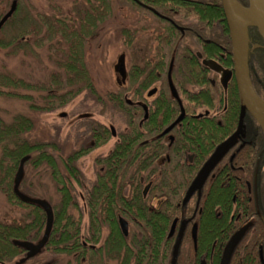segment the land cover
<instances>
[{"label":"trees","instance_id":"obj_1","mask_svg":"<svg viewBox=\"0 0 264 264\" xmlns=\"http://www.w3.org/2000/svg\"><path fill=\"white\" fill-rule=\"evenodd\" d=\"M239 1L248 5V0ZM113 2L142 12L143 22H146L148 29L141 25L137 28L136 24L135 30L124 28L122 34L127 38L128 47L136 48L135 35L146 29L151 39L147 47L153 53L144 59L143 64L140 65L139 61L131 64L127 85L110 92L108 100H103L95 90L83 60L86 43L97 36L100 23L107 16L108 2H101L104 9L93 5V10L97 11L95 15L87 11L86 15H80L76 21L58 19L55 26L51 27L59 29L60 38L53 39L51 35L54 32L41 38L38 43L41 48L48 38L50 61L56 67L49 74L47 82L33 85L21 78L15 79L11 74H0V96L32 100V96L25 93V90L31 92L36 89L46 93L41 97L42 103L32 102L29 105L32 110L55 111L87 89L102 106L101 114L105 108H112L113 114L126 127L124 131L116 130L119 140L111 152L96 160L99 165L97 180L89 182V186L79 193L75 187L83 183V178L78 160L111 139L110 127L91 115L83 116L78 129L83 130L90 144L63 155L55 141L30 140L26 136L34 128L30 116L17 113L8 121L0 117V192L6 195L10 204L28 210L26 217L19 220L0 221V264H42L39 255L44 251L50 252L53 257L68 256L66 264H95V255H99L100 264H197V258L202 254L207 255L211 264H219L226 244L233 238H237V242L229 264H264V133L259 126L256 146L254 143L238 151L233 163L228 164L222 174L216 171L208 183L200 203L201 211L195 217L198 223L196 248L186 224L181 235L178 230L174 256H171L173 239L166 238L172 219L178 217L180 223L184 222L192 212L190 203L183 204V199L193 169H197L213 152L214 139L217 143L234 133L239 114L235 87L231 85L227 93L223 125L217 126L214 121H206L208 145L202 143L194 149L189 147L187 119L176 125L175 141L172 144H165L160 138L143 142L172 124L180 112L167 84L166 70L169 63L174 62L172 80L187 111L188 92L184 84L190 68L195 70L200 67V60L194 53L195 47L200 50L204 47L202 53L205 58L217 54L220 47L231 50V36L222 0ZM142 3L167 16L170 21L145 10ZM248 34L250 80L257 94L264 100V40L255 27H249ZM27 35L28 31L21 30L9 41H1L0 48L24 50L32 40ZM206 39L217 47L210 51L207 47L212 43L203 45ZM137 53H140L139 49ZM230 62L229 57L225 63L229 66ZM145 71L146 77L140 80ZM160 79V96L154 103L158 108L147 112L138 102L145 89ZM78 83H84V88L77 87ZM141 128L147 129L146 134ZM190 151L196 154L194 166L186 160ZM43 165L49 169L60 199L55 205L48 201L53 208L54 223L47 244L39 254L27 259L26 250L16 245V241L38 242L45 229L46 214L41 206L25 203L16 196L15 179L22 169L19 191L39 198L24 189L23 184L27 166L37 169ZM255 171L257 176L254 181ZM140 178L152 182L149 195L159 198L156 210L152 209L148 198H143ZM80 201L84 205H80ZM84 215L87 216V223L83 231ZM120 216L136 224L137 231L129 237L123 236L120 231ZM245 224L248 227L243 229ZM104 230L108 235L101 242ZM93 244L99 246L93 248ZM52 259L46 264H55V259Z\"/></svg>","mask_w":264,"mask_h":264},{"label":"rangeland","instance_id":"obj_2","mask_svg":"<svg viewBox=\"0 0 264 264\" xmlns=\"http://www.w3.org/2000/svg\"><path fill=\"white\" fill-rule=\"evenodd\" d=\"M19 2V10L16 13L15 32L6 27L1 33L0 38L7 42L19 31H28L29 38L32 40L30 45L24 50L1 49L0 48V74H11L15 79H22L26 83L35 85L44 84L48 81L51 71L55 70V65L50 61V47L48 38L45 39L44 47H40L41 38L53 33V39L60 38L59 29H54L58 19L68 18L76 21L80 15L86 12L97 13L92 6H101V2H108L109 7L106 11L104 21L100 23L97 36L90 38L84 47V64L89 71L91 81L95 90L103 100H108L110 92L117 91L125 84L127 70L132 63L139 61L142 63L153 51L149 52L148 45L151 39L148 31L140 30L135 35L136 48L128 47L127 38L122 34V29L135 30L141 25L148 29L146 22H143L142 12L136 11L128 6H121L113 0H26ZM112 2V3H111ZM11 2H8L7 9ZM246 6V5H245ZM100 8L104 9V6ZM137 19L139 21H137ZM136 22H140L139 24ZM153 22V21H152ZM137 24V25H136ZM33 31V34H31ZM35 43V47H34ZM134 43V42H133ZM43 44V41H42ZM138 49L140 53H137ZM142 59V61H141ZM83 87L84 83H78ZM126 86V85H125ZM25 90V89H24ZM22 92H24L22 90ZM32 96V100L19 98H9L0 96V117L10 120L15 114L23 113L30 116L34 121V128L27 133L30 140L55 141L62 149V154L66 155L74 149L87 146L90 141L79 130L83 116H92L108 127L113 126L117 131H123L126 127L120 123L112 108H105L101 114L102 106L98 104L94 96L87 89L82 90L66 105L55 111H37L30 109V104L35 102L40 104L41 97L46 93L36 90L27 91ZM86 113V114H85ZM117 141V137L98 148H94L89 153L78 160L79 168L82 172L83 183L77 185L76 190L82 192L83 188L89 186L95 179L99 170L96 159L106 155ZM26 179L23 188L27 189L39 198L50 201L53 205L57 204L60 196L56 186L50 177V171L46 165L34 169L31 166L25 168ZM90 182V183H89ZM80 205H84L80 201ZM27 209L18 205H12L7 201L6 195L0 192V221L11 222L13 219L19 220L26 217ZM87 223V216L83 217V231ZM247 225L243 229H246ZM103 231V235H106ZM189 246V245H188ZM55 259V264H66L69 257L66 255H53L44 251L39 255L42 264L51 262ZM88 264V263H85Z\"/></svg>","mask_w":264,"mask_h":264},{"label":"flooded vegetation","instance_id":"obj_3","mask_svg":"<svg viewBox=\"0 0 264 264\" xmlns=\"http://www.w3.org/2000/svg\"><path fill=\"white\" fill-rule=\"evenodd\" d=\"M8 2H11V3L9 5V8L7 9ZM13 2H17L16 10L7 19V21L3 24V26L0 28V33L6 27H9V29L12 31V33L15 32V29H16V17L15 16L19 10V2H27V1L26 0H0V21L3 18V16L10 10ZM142 7L145 10H148L149 12L154 13L157 16H160V17L166 19L167 21L168 20L170 21V19L167 16H163L162 14L158 13L154 8H152L148 5H145L143 3H142ZM180 28H182V27H180ZM181 31H184V29ZM1 41L2 40L0 38V42ZM210 43H212V42L209 39H206L205 41H203V45H205V46H208ZM215 47H217V46L213 45V43H212V45H209L207 48H209V50L211 51ZM191 49L193 51V46L191 47ZM203 49H204V47L202 48V50L195 47L194 53L196 54V56L200 60V63H199L200 67H199V69H195V70H193V67L190 68L191 71H189L188 79L186 81V84H184V86H186L185 88L188 92V96L186 98L187 111L185 110V107L183 105V102L181 99L182 96H181L180 92H178V90H177V88H176V86L172 80L173 79L172 78L173 72H174V62L173 61H171V63H169V67L166 70L167 71L166 72V78H167V84L169 87V91L172 95L173 100L179 106L180 112H179V115L176 117V119L181 115L182 112H184L183 119L181 121H179L177 124L181 123L184 119H187V124H188V129H189V140H188L189 147L191 149H194L196 147H200V145L202 143H204L205 145L209 144L208 143V133H207L208 122H206V121H209V120L214 121V124L217 126L223 125V123H222L223 122V115L225 113V110L227 109V102H226L227 93H228L231 85L234 86L236 91H237V96H238V101H239V114H238L237 124H236V128L234 130V133L229 137V138H231V137L233 138L232 141L222 151L218 161L214 165L213 169L211 170V172L209 173L207 178L204 180V182L199 187H197L195 189V191L193 192L192 196L190 197V199L188 201L190 203V210L192 211L190 216L187 217L186 220L184 222H181V223L179 222L178 217H175L171 221L169 231H168V234L166 237L167 239H173L171 256H174L176 253L178 230L181 228L182 225H184V227H185V224H186V227H188L191 231L192 242H193L194 247L196 248L197 238H196V243H195V240H194L193 235H192V230H193V227L196 226L197 237H198V223L196 222L195 217H196L197 213H199V211H201L200 203H201L202 198L205 195L204 193L207 189L208 183L215 176L216 171H218L219 174H222L224 172L226 166L228 164L233 163L234 157L236 156V153L238 151H240L245 146L250 147V145H253L257 141L256 140V138H257L256 137L257 136V134H256L257 126H259V128L263 132V130L260 127L256 117L248 109H246L244 111V114H243L240 131L237 133L238 126L240 124L242 104H241L239 89H238V85H237L236 72L234 69L233 56H232V46H231V50H227V48H225V47L224 48L220 47L219 52L217 54H213V56L211 58H205L204 57V54L202 53ZM206 50L208 51V49H206ZM229 57L231 58V62H230V65L228 66L225 62H227L229 60ZM143 63L144 62L140 63V65ZM142 66H143V68L146 69L145 65H142ZM249 67H250V64H249ZM250 69H251V67H250ZM129 70H130V68H129ZM129 70H127V79H126L125 84L123 86L127 85V83H128ZM146 73L147 72L145 71L144 73L141 74L140 80H143L146 77ZM251 74H252V72H251ZM249 76H250V73H249ZM196 77H198V78L196 79ZM161 83H162V79L155 81L147 89H145V91L143 92L142 99L138 102V104L145 111L148 112L151 110L155 111V109L157 110L158 105H154V103L157 101V99L160 96L159 94H160V84ZM171 84L173 85V87L177 93V97H175L173 94ZM251 84L254 88V84L252 82H251ZM150 107H151V109H150ZM149 113H147V114H149ZM175 120H174V122H175ZM174 122H172V124ZM172 124H170L169 126H171ZM177 124H175L169 132L164 133L165 130L169 127L168 126L164 130L159 132L156 136H153L150 139H145L143 142H148L150 140H157L158 138H160V139H162L163 143L168 144V145L172 144L175 141L174 130H175ZM110 129L112 131L111 138L117 137V141H118L119 136H118L116 129L113 126H111ZM124 130H126V128ZM141 131L146 134L147 129L141 128ZM228 139L225 138L219 142L217 141V143H216L215 139L213 140V143L215 144L213 152L201 163V165L197 169H193V174H192L191 179L188 183L186 192H187L188 188L191 186V184L193 183V181L195 180V178L198 175L201 168L205 165V163L209 160V158L216 152L217 148L221 144L226 142ZM116 142L113 144L112 148L109 150V152L106 155H108L111 152V150L113 149ZM254 146H256V143ZM106 155H104L102 157H105ZM102 157H100V158H102ZM97 159H99V158H97ZM186 160H187L188 164H190L191 166H194V164L196 163V154L193 151L188 152L186 155ZM256 176H257V173L255 171L254 181L256 180ZM222 178H224V175L222 176ZM96 180H97V175H95V179L93 182H95ZM140 182L142 184L143 198L144 199L148 198V203L150 204L152 209L156 210L158 208L159 198L156 196L149 195V191H150V188L152 186V182H146L144 180V178H140ZM250 185L251 184L248 183L249 187H251ZM186 192H185V194H186ZM254 194H255V201L257 202V188H256V186L254 187ZM120 217H123L128 222V234L127 235H124L122 233V230H121L120 224H119V228H120V231H121L123 236L129 237L137 231V230H135L137 227H136V224L134 223L133 220L126 218L124 216H120ZM120 217L118 218V223H119ZM175 219L178 220L177 225H176L177 227H176L174 234L171 237H169V232H170L172 223ZM245 225H247V224H245ZM247 227H248V225H247ZM107 235H108V232L106 233L105 236L104 235L102 236L103 238L101 239V242L105 241V238L107 237ZM98 246H99V244H93L92 245L93 248H96ZM93 259H94L95 264H100L99 255H95ZM203 261H205L206 264H211L208 261L206 254H202L197 258V264H201Z\"/></svg>","mask_w":264,"mask_h":264},{"label":"water","instance_id":"obj_4","mask_svg":"<svg viewBox=\"0 0 264 264\" xmlns=\"http://www.w3.org/2000/svg\"><path fill=\"white\" fill-rule=\"evenodd\" d=\"M236 3L249 13V16H250L249 21H244L238 15L236 11ZM222 6H223V12L225 15V19L227 21V25L229 28L230 36H231L233 63H234V69L236 72L237 85H238L241 104H242L240 124L238 126L237 133L240 131L243 114L246 109H248L256 117L260 127L262 128L264 132V124L261 118H259V115L256 112H254L250 107H248L245 103L248 101V99H251L253 93L254 95L255 94L257 95V93L252 87L250 76H249L248 29L249 27L257 28L260 36L264 40V0H248L247 6L240 3L239 0H222ZM16 7H17V2H13L10 10L1 19L0 28L7 21V19L14 13V11L16 10ZM180 29L183 30V28H180ZM171 88H172L174 96L177 97V93L172 84H171ZM257 97L260 100V102L264 104V100L261 99L258 95ZM183 117H184V112L181 113V115L175 120V122L171 126H169L165 130L164 133L169 132L175 124H177L179 121L183 119ZM232 139L233 138L231 137L226 142L221 144L217 148L216 152L209 158V160L201 168L195 180L193 181L191 186L188 188L185 194V197L183 199V204H186L189 201L195 189L204 182V180L207 178V176L213 169L214 165L218 161L222 151L230 144ZM23 161H25V159ZM21 167H22V164H21ZM22 176H23V171L22 169H20L15 179L14 192L16 196L25 203L41 206L46 214L45 231H44L42 238L38 242L35 243V242L28 241V240H17L16 241V245L26 250V258L30 259L36 256L37 254H39L42 251V249L45 247V245L47 244L52 228H53L54 213H53V208L48 201L39 199V198L30 197L22 193L21 191H19L18 185L22 179ZM177 222H178L177 219L173 221L170 232H169V237H171L174 234L176 227H177L176 226ZM119 224H120L122 233L124 235H127L128 234V222L126 221V219H124L123 217H120ZM183 228H184V225H182L180 228V235L182 233ZM192 235L196 243V238H197L196 226L193 227ZM236 242H237V238H233L226 244L223 250L221 259H220V264L230 263L231 254H232V251H233V248ZM260 256H261V259L263 260L262 254H260ZM201 264H206V262L203 261Z\"/></svg>","mask_w":264,"mask_h":264},{"label":"bare ground","instance_id":"obj_5","mask_svg":"<svg viewBox=\"0 0 264 264\" xmlns=\"http://www.w3.org/2000/svg\"><path fill=\"white\" fill-rule=\"evenodd\" d=\"M236 11L238 15L244 20L249 21L250 16L247 11H245L241 6H239L236 3ZM248 107H250L254 112H256L259 115V118H261L263 124H264V104L260 102L257 95L254 93L252 94L251 99H248L247 102H245Z\"/></svg>","mask_w":264,"mask_h":264}]
</instances>
